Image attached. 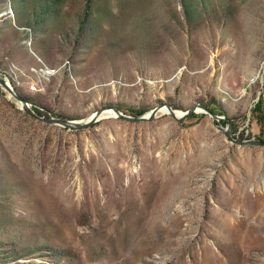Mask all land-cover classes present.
<instances>
[{
    "label": "rangeland",
    "instance_id": "obj_1",
    "mask_svg": "<svg viewBox=\"0 0 264 264\" xmlns=\"http://www.w3.org/2000/svg\"><path fill=\"white\" fill-rule=\"evenodd\" d=\"M0 74L49 118H220L71 131L0 87V264H264V147L219 129L261 137L264 0H0Z\"/></svg>",
    "mask_w": 264,
    "mask_h": 264
},
{
    "label": "water",
    "instance_id": "obj_2",
    "mask_svg": "<svg viewBox=\"0 0 264 264\" xmlns=\"http://www.w3.org/2000/svg\"><path fill=\"white\" fill-rule=\"evenodd\" d=\"M0 87L5 89L11 97L15 98L21 104V109L24 110L27 115L45 124L55 125V126L67 129V130H71V131L87 130L96 122L102 119H108L112 117H114L115 119L126 121V122H134V123L151 122L157 118V116L159 115V113L161 112L163 108H165L166 110L163 114L171 115L173 119H175L176 121L180 123L184 122L190 115L199 113V112L210 115V117H212L214 121H218L220 119L217 115L213 114L206 105L200 104V103L193 106L189 110L182 112V115L180 116L177 115V110L173 109L169 104H161L157 106L156 108H154L152 111H150L149 116L144 114L139 117H134L130 115H125L121 111L114 109V108H102L94 112L93 114H91L88 120L74 121V120H64V119L55 118V117L45 118L37 114L35 110L32 108L31 104L28 101H26L23 97H21L19 94H17L10 80L6 77H3L1 74H0ZM104 112H110V115L101 116L102 113ZM219 129L222 130L226 138L235 145L264 147V142L259 141V140L251 139V140L239 141L233 138L231 135L230 127H227V128L220 127Z\"/></svg>",
    "mask_w": 264,
    "mask_h": 264
},
{
    "label": "trees",
    "instance_id": "obj_3",
    "mask_svg": "<svg viewBox=\"0 0 264 264\" xmlns=\"http://www.w3.org/2000/svg\"><path fill=\"white\" fill-rule=\"evenodd\" d=\"M32 108H33V109L35 110V112H36L37 114H39L40 116H43V117L49 118V117H47V115L43 114L39 109L35 108L34 106H33ZM208 108L210 109V111H211L213 114L216 115V110H215L213 107L208 106ZM262 109H263V101H262V99H260V100L258 101V103L255 105L254 109H253V114H255L256 119H257V121H258V123L260 124L261 129H262V130H261V137L259 138V141L264 142V113H263ZM130 113H131V115L136 114V115H138V116H140V115L142 114L141 111H140V112L130 111ZM193 115H194V114H192V116H193ZM221 123L226 124L225 121H221Z\"/></svg>",
    "mask_w": 264,
    "mask_h": 264
},
{
    "label": "bare ground",
    "instance_id": "obj_4",
    "mask_svg": "<svg viewBox=\"0 0 264 264\" xmlns=\"http://www.w3.org/2000/svg\"><path fill=\"white\" fill-rule=\"evenodd\" d=\"M226 37V36H225ZM228 38V37H227ZM210 41V40H209ZM226 43H225V45L226 46H230V45H228V43H227V41H225ZM231 47V46H230ZM230 52V51H229ZM17 101V100H16ZM17 104L19 105V107L21 108V104L17 101ZM166 110H165V108H163L162 110H161V112L159 113V115H169V114H163L164 112H165ZM200 113V112H199ZM107 115H110V112H104V113H102V115L101 116H107ZM146 115L147 116H149V112L148 113H146ZM177 115H182V111L181 112H178L177 111ZM208 115V114H207ZM91 116V115H90ZM89 116V117H90ZM88 117V118H89ZM88 118L87 119H85V120H88ZM113 119H115L114 117H112ZM103 120V119H102Z\"/></svg>",
    "mask_w": 264,
    "mask_h": 264
}]
</instances>
